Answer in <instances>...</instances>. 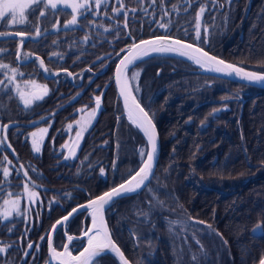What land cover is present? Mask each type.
<instances>
[{
	"label": "trees",
	"instance_id": "trees-1",
	"mask_svg": "<svg viewBox=\"0 0 264 264\" xmlns=\"http://www.w3.org/2000/svg\"><path fill=\"white\" fill-rule=\"evenodd\" d=\"M107 2L100 15L93 16L96 8L91 6L86 18L78 15V23L70 27L65 25L71 13L54 10L46 2L34 6L27 24L0 27L4 33L0 63L19 73L10 83L11 73L0 69V81H4L0 125L17 122L6 133L12 151L4 143L0 146V247L10 246L0 253V264H45L52 223L76 204L118 184L140 165L135 147L145 144L144 138L122 114L113 85L116 54L121 49L134 40L167 34L229 62L264 71V0H164L163 4L156 0L154 5L152 0L142 5L122 0L126 10L137 9L129 11L127 20L123 12H112L113 6L119 7L117 0ZM201 7L205 11L198 41L195 17ZM164 11L169 14L164 16ZM89 21L103 27L93 28ZM157 21L165 23L167 30ZM21 30L28 36L23 44V37L16 35ZM86 34L90 39L84 42ZM36 57L44 61L47 71ZM135 68L140 74L135 94L156 125L160 150L147 186L116 198L106 208L112 238L132 264H257L264 254V89L200 73L191 62L175 56L148 57L128 74ZM25 80L47 88L46 95L27 107L16 92L17 85L26 89ZM96 96L101 97V109L82 135L76 157L62 159L71 132L68 124L77 117L79 107H91ZM44 115L47 119L39 125L48 131L41 151L34 152L28 132L37 126L29 123ZM18 163L47 187L37 190L34 203L24 201L27 181ZM3 167H9L8 177ZM17 197L19 211L5 217L4 201ZM150 200L196 219L200 231L210 225L222 244L198 229L190 234L171 226L161 211L150 206ZM88 222L89 214L82 211L67 222L66 233L77 236ZM63 243L60 227L53 245L59 250ZM83 244V239L73 240L70 251L77 252ZM98 264L118 262L109 253L100 256Z\"/></svg>",
	"mask_w": 264,
	"mask_h": 264
},
{
	"label": "snow or ice",
	"instance_id": "snow-or-ice-1",
	"mask_svg": "<svg viewBox=\"0 0 264 264\" xmlns=\"http://www.w3.org/2000/svg\"><path fill=\"white\" fill-rule=\"evenodd\" d=\"M139 4H143L144 0H137ZM187 2V0H185ZM45 0H0V27L4 25L5 20H9L10 25H25L28 23L27 16L30 13L35 12L36 5L44 4ZM58 3H62L65 7L71 8L72 19L67 22L65 27H70L77 24L78 15L86 18L87 13L92 11L90 7V0H47V5H50L52 9L56 10ZM156 0H152V4L154 5ZM161 3H164V0H161ZM96 11L93 12V16L100 15L99 9L101 7L107 8L108 2L107 0H94ZM117 4L119 7H112V12L115 14H120L123 12L125 20H127L129 11L135 12L136 8L126 10L125 4L122 0H117ZM175 8V6H174ZM143 11L147 12V8H143ZM205 11L203 7L196 13V37L197 40L201 39V31H200V21L201 15ZM169 13L167 11L163 12L164 16H167ZM45 15L44 11L40 12V17ZM103 15H107L104 13ZM109 20H112L113 17L109 16ZM159 27L167 30V25L165 23H161L157 21ZM89 24L95 27H103L102 24L97 25L95 21H89ZM125 27H127V23H125ZM104 31H109L108 28H104ZM207 32V29H205ZM40 34V29L37 26L36 35ZM16 35L23 37L25 32L23 30L16 32ZM4 37V33H0V38ZM90 39V37L86 34L83 38V41L86 42ZM206 43V40L203 41ZM53 43H56L55 41ZM23 44V40L21 41ZM121 52H127V55L123 56L120 59V62L116 66V83L120 89V96L123 97L124 108L128 113L129 119L136 124L141 131H143L144 136L147 138V144L140 148V156H141V166L139 170L135 171V174H130L129 179L125 180L123 183L119 184L116 187L111 188L109 191L104 192L102 195L96 196L94 199H89L86 205H80L79 208L84 209L87 208L90 210L92 225L88 227L81 235L87 238L86 246H83V250L79 252L78 255H73L70 251L71 242L74 237L71 235L67 236V240L69 243H65L63 246V251H57L53 246V241L51 236L48 237L49 251L51 255V260L58 261L59 264H98L99 257L102 255H108L109 252L115 253L121 264H128V261L123 256L120 248L116 245V243L111 239V233L107 227V224L104 219L105 206L109 205L110 202L113 201L115 197H120L124 194L135 192L142 187L147 186V183L150 182L152 175H154V168L157 160V152H158V134L156 132L155 125L153 124V119L149 115L147 111L141 106L137 96L135 93L139 92V86L134 82L137 81L139 77L138 72H133L131 77L125 75L127 71L130 70V66L134 65V61H137L143 57H147L150 53H158V54H168L175 53L180 56H186L188 59L194 61L195 64L199 65L201 68L206 69L207 71L222 73L227 76L235 75L240 77L241 79L247 80L249 82H264V73H259L256 71H245L243 67L227 63L223 59H219L216 56L209 55L207 51H205L202 47H195L193 44L185 43L180 39H172L170 35H160L156 36L149 40H139L136 42L135 40L131 44V46L127 49H121ZM3 50H0V55H2ZM55 55V53H54ZM120 56V53L116 54ZM62 58V57H61ZM21 59V53L17 51V60ZM102 59V58H100ZM36 60L39 61L40 67L42 69L45 68L44 61L40 60L39 57H36ZM0 69L6 70V72L11 73V75L7 76V80L12 83L15 81L17 75H19L17 68L11 67L9 64L0 63ZM54 75H58V73H53ZM72 75L71 73H68ZM4 85V81H0V86ZM31 86L35 89H42V95L47 94V88L41 85H37L35 81H27L26 86ZM16 92L19 95L20 100L23 101L25 107L31 105L34 100H39L42 98V95L35 93H26L24 89H22L19 85L16 86ZM101 106V97H95V108L88 113L89 119L87 123H91V119L94 118L97 114V111ZM10 127L8 124L0 125V128L5 130ZM69 129H72V125L68 126ZM48 131L47 128L39 129L38 132H33L31 135L33 137L32 150L34 152L41 151V143L44 138V134ZM82 135V131H77V141L79 143V137ZM7 140V136L3 137L0 140V146ZM67 146V145H65ZM10 148L11 145L9 144ZM75 148H70L69 152L71 155H75ZM4 161H7L8 165H11L12 162L8 161L7 156H5ZM2 163V162H0ZM23 168V165H21ZM34 170V169H33ZM104 169L101 168V172L103 173ZM10 174L9 167H3V175L4 177H8ZM18 174V173H17ZM24 176H28V173L25 171ZM35 186V185H33ZM2 188V185H0ZM24 192L28 195L29 199L37 196V193L29 190L28 183L24 184ZM10 201L5 200L4 204L8 205ZM12 208L8 211L4 212V216L7 217L11 215L13 211H19L20 206V198L17 197L15 200L11 201ZM78 211L77 208H73L71 212L68 213L67 216L63 217V221H67L74 213ZM202 223V222H201ZM62 221L57 220L54 225H52L53 230L57 228V225H61ZM209 227H211L209 225ZM11 231V229H10ZM219 235V233H217ZM44 239V237H41ZM2 243V242H0ZM227 243V241H225ZM10 246L0 247V253H5L7 248ZM33 244L29 243L28 248H32ZM37 250H39V245L35 246ZM28 253H26L27 255ZM51 260L47 262V264H51ZM259 264H264V257H262L259 261Z\"/></svg>",
	"mask_w": 264,
	"mask_h": 264
},
{
	"label": "water",
	"instance_id": "water-1",
	"mask_svg": "<svg viewBox=\"0 0 264 264\" xmlns=\"http://www.w3.org/2000/svg\"><path fill=\"white\" fill-rule=\"evenodd\" d=\"M160 35H163V34L152 35V36H149V37H146V38H142V39H143V40H149V39H152V38H154V37H156V36H160ZM170 37H171L172 39H180V40H182V41L185 42V43L193 44L195 47H202V46H200V45H198V44H195V43L190 42V41L185 40V39H181V38H178V37H175V36H171V35H170ZM27 38H28V36L25 34V35L23 36V42L26 41ZM139 40H141V39H139ZM139 40H137L136 42H139ZM131 44H132V43H131ZM131 44L128 45V46H126L124 49L129 48V47L131 46ZM202 48H203V47H202ZM203 49H204L205 51H207V52L209 53V55L216 56V55H214L212 52H210L209 50H207V49H205V48H203ZM125 55H127V52H121V53H120V56L117 58V60H116V62H115V65H114V69H113V85H114L115 92H116V99H118V101L120 102V105H121V108H122V114L125 116V118H126V119H127V120H128V121H129L134 127H136V128L138 129V131L142 134V136H143V138H144L145 144H147V138L144 136L143 131H141V129L129 119L128 113H127V111H126L125 108H124L123 97L120 96V89H119V87L117 86V83H116V66H117V64L120 62V59L123 58V56H125ZM155 55H168V56L179 57V58H182V59H184V60H186V61L191 62V63L196 67V70H197L198 72H200V73L208 74V75H212V76H216V77L224 78V79H227V80H230V81L239 82V83H244V84H248V85H252V86H255V87H259V88H263V89H264V82H249V81L244 80V79H241L240 77H237V76H235V75L227 76V75H224V74H222V73H216V72L207 71L206 69H203V68H201L199 65L195 64L194 61L188 59L186 56H180V55L175 54V53H168V54L150 53L147 57H143V58H141V59H139V60H137V61H134V65H135L136 63H138L139 61H141V60H144V59H146V58H148V57L155 56ZM216 57L219 58V59H222V58H220V57H218V56H216ZM223 60H224V59H223ZM225 61H226L227 63H231V64H234V65H237V66L243 67V66H241V65H238V64H235V63L229 62V61H227V60H225ZM134 65H133V66H134ZM133 66H130V68L133 67ZM243 68L245 69V71H256V72H259V73H264V71L252 70V69H248V68H245V67H243ZM125 75L128 76V71L125 73ZM37 94H40V93H37ZM141 106H142V105H141ZM142 107H143V106H142ZM143 108H144V107H143ZM145 111H146V110H145ZM46 119H47V116H46V115H45V116H42V117H40V118H38V119H35L34 121L30 122L29 125H30V126L38 125V124H40L41 122H43L44 120H46ZM4 124H8V125H10V127H12V126H16V125H17V122H16V121H9V122H6V123H4ZM153 124L155 125L154 122H153ZM155 128H156V125H155ZM7 130H8V129H7ZM156 132H157V134H158L157 128H156ZM6 133H7V131H6ZM6 133H5V130H3V129L1 128L2 139H3V137L5 136ZM4 144H5L6 147H8V145H9L8 140H6V141L4 142ZM8 148H9V147H8ZM9 149L12 151V148H11V147H10ZM159 150H160V141H159V136H158V152H157V159H158V156H159ZM156 163H157V160H156ZM21 165H22L21 163L18 164V166H19V168H20V171H21L23 177L27 180V182H28L31 186L35 185V186H33L34 188H36V189H41V190H42V189H43V190L47 189L46 186H43V185L37 183V182L34 181L29 175H28V176H24V172H25L26 170L24 169V167L21 168ZM140 166H141V162H140V165L136 168L135 171L139 170V167H140ZM155 167H156V165H155ZM154 170H155V168H154ZM135 171L132 172L131 174L134 175V174H135ZM129 176H130V175H129ZM129 176L126 177V178H125L124 180H122L121 182H119L118 184H116V185H114V186L108 188L107 190H105V191L99 193V194L96 195V196L102 195L104 192L109 191L111 188L116 187V186H118L119 184L123 183L125 180L129 179ZM76 187H79V186H76ZM80 188L82 189V187H80ZM143 188H144V187H142L141 189L136 190L135 192H130V193L124 194V195H122V196H128V195L135 194V193L141 191ZM96 196L91 197V198H89V199H94ZM122 196H120V197H122ZM116 198H118V197H115L113 200H115ZM89 199H87V200L84 201V202H81V203L76 204V205L73 206L68 212H66L65 214H63V215H61L60 217H58V218L52 223V225H54V224L56 223L57 220H61V221H62V224H61V225H57V228H56L55 230H53L52 225L50 226V228H49V230H48V234H47V238H46L47 260H46L45 264H47V262L51 260V255H50V251H49V244H48V237H49V235L51 236L52 241H53L55 232L61 227V228L63 229V235H64V243H63V246H64L65 243H69V241L67 240V236H68L69 234H67V233L65 232L66 224H67V222H68L72 217H74L76 214H78V213H80V212H82V211H86V212L89 214V222H88L86 228H85V229H84L79 235H77V236L71 235V236L74 237L73 240H75V239H83V240H84V244H83V246H86V244H87V238H86V237H83L81 234H82V233H83L88 227H91V225H92V218H91V214H90V210H89V209H87V208L81 209V208H79V206H80V205H86L87 202L89 201ZM110 203H111V202H110ZM109 205H110V204H109ZM109 205H106V206H105V209H106ZM73 208H77L78 211H77L76 213H74V214H73V215H72L67 221H63V217L67 216L68 213L71 212ZM104 219H105V222H106L107 227H108V223H107V220H106L105 212H104ZM108 229H109V227H108ZM109 231H110V230H109ZM111 239L114 241V239L112 238V236H111ZM114 242H115V241H114ZM115 243H116V242H115ZM116 245L119 247V245H118L117 243H116ZM53 246H54V245H53ZM63 246H62V248L59 249V250L56 249V248H55V249H56L57 251H63ZM83 246H82L77 252L72 253V254H73V255H78L79 252L83 250ZM119 248H120V247H119ZM120 250H121V248H120ZM121 252L123 253L122 250H121ZM109 253L112 254V255L115 257V259L117 260L118 264H121V261H120L119 257H118L115 253H112V252H109ZM123 256H124L125 259L128 261V264H132V263L130 262V260L125 256L124 253H123ZM262 257H264V254H263ZM262 257H261V258H262ZM261 258H260V259H261ZM259 261H260V260H259ZM259 261H258L257 264H259ZM51 264H59V262H58V261H55V260H51Z\"/></svg>",
	"mask_w": 264,
	"mask_h": 264
},
{
	"label": "rangeland",
	"instance_id": "rangeland-1",
	"mask_svg": "<svg viewBox=\"0 0 264 264\" xmlns=\"http://www.w3.org/2000/svg\"><path fill=\"white\" fill-rule=\"evenodd\" d=\"M45 2L47 4V0H45ZM48 6H50V5H48ZM91 6L95 7L94 0H90V7ZM57 8L66 9L67 11H69V13H71V8L70 7H65L62 3H58ZM70 15L71 16L68 19V21H70L72 19V14H70ZM67 22H66V24H67ZM77 23H78V17H77ZM4 24L9 26L10 25L9 20H5ZM133 72H138L139 73V69L135 68V69L131 70V72L128 74V77H131ZM27 81H34V80H25V83L23 85L26 88V89H24L26 91V93H35V94L40 93V95H42V89H35V88H32L30 85L26 86V82ZM35 83L37 85H41V84H39L36 81H35ZM134 83L137 84V81H135ZM41 86H43V85H41ZM22 104H24L23 101H22ZM93 109H94V106L91 107V108H86L85 106L79 107V113H78L77 119L75 121H73L72 123L68 124V125H72L73 126L72 129H69L71 132H70V135H69L68 139L69 140H73L74 144L77 141V131L85 132L91 126L93 121L95 120V117H94V118L91 119V123L90 124L87 123V120L89 119L88 113H90ZM42 128H47V127L43 126V125H40V126L34 128V129H32L28 133V137H29V140L31 142V145L33 143V137H32L31 134L33 132H38L39 129H42ZM45 135L46 134H44V137H45ZM142 146H145V144H139L138 147H137L138 149L136 150L137 158L140 161H141V156H140V151L139 150H140V148ZM71 148H73V146ZM29 190L36 192L37 196L32 198V200H30L28 195L26 194L25 197H24V201L25 202L34 203L35 200L38 197V191L34 187H29ZM13 200H15V199L14 198L9 199L8 201H10V203L8 205L4 204L2 210H4V211L10 210L12 208L11 201H13ZM150 206L153 207L156 211H161L163 213V216H166L169 219V221L171 223V226H180L181 230H185V231L189 232L190 234H192L194 231H196L198 229L199 230L198 232L200 234H203V235H205L208 238H216L218 240V242H220V244H222L221 241L217 238V236H215V233H214V231H213V229L211 227L206 226L204 228H201V230L202 229L203 230L200 231V229H199L200 227L196 224L197 222H195L196 219L191 218V217L187 216L186 214H184L182 212H177L174 209H166L165 207H160V205H158L154 200H150ZM221 246H223V245H221Z\"/></svg>",
	"mask_w": 264,
	"mask_h": 264
},
{
	"label": "flooded vegetation",
	"instance_id": "flooded-vegetation-1",
	"mask_svg": "<svg viewBox=\"0 0 264 264\" xmlns=\"http://www.w3.org/2000/svg\"><path fill=\"white\" fill-rule=\"evenodd\" d=\"M75 97L76 98H78L79 97V93L78 94H76L75 95ZM94 106V108H95V100H94V103H93V105L91 106V107H93ZM91 107H86V108H91ZM100 109H101V106H100ZM100 109L97 111V114L99 113V111H100ZM96 114V115H97ZM45 116V115H44ZM47 116V115H46ZM116 116H117V118H116V123H117V121H118V118L120 117V114L118 113V114H116ZM77 117H78V115H77ZM77 117L75 118V120L77 119ZM40 118V117H39ZM38 119V118H37ZM74 120V121H75ZM34 121V120H33ZM32 122V121H31ZM42 123V122H41ZM35 126H40L39 124L38 125H35ZM35 126H31V127H35ZM36 128V127H35ZM1 129V128H0ZM29 133V132H28ZM84 134V132H82V135ZM82 135L79 137V143L77 144V143H73L74 141L73 140H67L66 142H65V145H67V146H65V150H64V152L62 153V159H74L75 157H76V155H77V153H78V151H79V149H80V146H81V138H82ZM43 142V141H42ZM41 145H42V143H41ZM41 145H40V147H41ZM138 145L139 144H137L136 145V150L138 149L137 147H138ZM73 146V148H75L76 149V151H75V155L73 156V155H71L70 153H69V149L71 148ZM26 180V179H25ZM27 181V180H26ZM28 183V182H27ZM28 185L30 186V187H33V186H31L29 183H28ZM36 189V188H35ZM38 190V189H37ZM43 190V189H42ZM82 190H84L83 188H82ZM25 195H26V193H25ZM77 215V214H76ZM106 216V215H105ZM73 218V217H72ZM195 222H198V221H196L195 220ZM67 225V224H66ZM65 229H66V227H65ZM62 231H63V229H62ZM65 232H66V230H65ZM64 236V235H63Z\"/></svg>",
	"mask_w": 264,
	"mask_h": 264
},
{
	"label": "bare ground",
	"instance_id": "bare-ground-1",
	"mask_svg": "<svg viewBox=\"0 0 264 264\" xmlns=\"http://www.w3.org/2000/svg\"><path fill=\"white\" fill-rule=\"evenodd\" d=\"M9 143V142H8ZM5 145V144H4ZM19 164V163H18ZM19 167V166H18ZM24 167V166H23ZM20 169V168H19ZM25 169V168H24ZM21 172V171H20ZM22 174V173H21ZM46 190V189H45ZM86 201V200H85ZM84 202V201H83Z\"/></svg>",
	"mask_w": 264,
	"mask_h": 264
}]
</instances>
